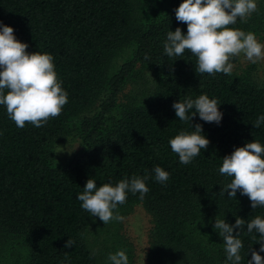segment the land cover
<instances>
[{"label": "trees", "instance_id": "1", "mask_svg": "<svg viewBox=\"0 0 264 264\" xmlns=\"http://www.w3.org/2000/svg\"><path fill=\"white\" fill-rule=\"evenodd\" d=\"M183 2L0 0V21L14 29L29 54L54 57L68 93L61 114L40 128H18L0 105V264H102L85 237L93 216L77 199L89 178L99 188L148 176L144 199L127 193L114 215L135 204L144 207L151 221L149 264H231L214 229L216 218L229 225L238 217L264 219V207L253 209L240 191L232 199L223 193L233 178L219 172L236 148L254 141L264 146V123L253 126L264 115V79L246 69L200 74L190 50L168 57L167 33L180 28L187 34L175 14ZM256 3L257 12L231 27L264 43V0ZM138 80L141 91L120 97L127 83ZM200 95L218 101L219 124L198 114L188 122L176 117L174 103ZM196 124L210 144L184 165L168 141L181 131L191 133ZM73 133L82 148L56 163V147ZM156 166L170 174L165 184L156 181ZM237 232L240 264H248L251 251L259 252L260 235L249 233L246 224ZM69 239L74 246L65 248Z\"/></svg>", "mask_w": 264, "mask_h": 264}, {"label": "clouds", "instance_id": "2", "mask_svg": "<svg viewBox=\"0 0 264 264\" xmlns=\"http://www.w3.org/2000/svg\"><path fill=\"white\" fill-rule=\"evenodd\" d=\"M257 11L256 0H184L175 9V14L178 22L187 25V34L184 35L180 28L169 31L163 46L164 53L171 58L190 50L197 58L196 71L209 75H230L234 68L233 63L229 62L230 58L241 54L253 64L264 61V44L258 41L256 35L231 27L238 20L246 22ZM27 48V44L16 39L14 29L0 21V105L6 107L9 118L20 129L26 123L36 128L43 127L49 118L58 117L68 103V93L55 71L54 57L48 53L29 54ZM144 58L150 59L147 55ZM172 107L180 121H191L197 114L201 120L209 123L219 124L222 120L218 101L209 99L207 95L179 101ZM192 109L195 112L190 117L188 113ZM262 123L264 115L258 116L253 126L260 128ZM201 133L202 126L196 124L191 133L181 131L168 141L181 164H190L201 154V150L207 149L210 141ZM222 161L220 174L233 178L223 193L228 192L232 199L240 191L250 199L253 209L264 207V146L255 141L247 143ZM153 171L156 181L161 184L170 179V174L159 166ZM147 179L148 176H133L130 180H120L115 186L105 183L97 188L95 179L89 178L77 199L82 202L83 210L99 217L105 225L112 220L122 221L123 217L114 215V211L118 205L126 202L129 192L133 195L139 193V198L143 200L149 192ZM245 224L249 233L255 230L260 235L259 252H264V219L260 216L250 222L238 217L234 225H229L225 220H215L214 229L219 230L223 238L227 260L231 264H240V250L243 248L238 238L240 232L233 235V230L238 228L242 231ZM74 243L69 239L64 247H73ZM259 252L251 251L248 264H264V257ZM108 260L110 264H128L124 251L109 254Z\"/></svg>", "mask_w": 264, "mask_h": 264}, {"label": "rangeland", "instance_id": "3", "mask_svg": "<svg viewBox=\"0 0 264 264\" xmlns=\"http://www.w3.org/2000/svg\"><path fill=\"white\" fill-rule=\"evenodd\" d=\"M264 44V43H261ZM130 53L128 50L123 57H127ZM123 59L118 61V64ZM234 68L232 71L241 72L249 70L253 77L264 79V61L255 64L247 61L243 54L237 57L230 58ZM127 83L120 97L132 95L133 92L144 88V85L138 83ZM82 143L78 136L73 133L65 138L55 149L56 163L63 164L71 158V156L82 148ZM123 217L122 221L112 220L106 225L99 219L93 216L87 231L86 241L89 246L98 255L102 264H110L108 260L109 254H115L118 251H124L128 257V264H149L147 253L149 248L148 231L151 227L150 216L141 204H135L128 210L118 214ZM9 258L11 257L10 253Z\"/></svg>", "mask_w": 264, "mask_h": 264}]
</instances>
